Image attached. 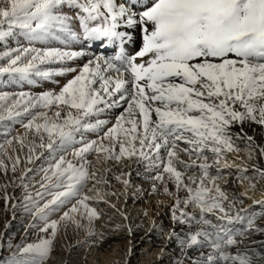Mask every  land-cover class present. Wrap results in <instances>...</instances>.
Listing matches in <instances>:
<instances>
[{"label": "snow or ice", "instance_id": "obj_1", "mask_svg": "<svg viewBox=\"0 0 264 264\" xmlns=\"http://www.w3.org/2000/svg\"><path fill=\"white\" fill-rule=\"evenodd\" d=\"M65 6L79 10L76 18L84 41L119 42L120 51L112 58L89 59L79 71L68 62L87 55L83 50L17 46L0 51V61L5 62L0 74L51 80L78 71L58 93H20L11 104L8 93L0 95V120L27 114L30 119L23 126L35 131L39 147L49 154L47 167L41 169L46 183L41 184L44 191L37 192L40 199L25 197L31 202L27 210L43 225L39 231L48 236L17 245L10 264H45L59 227L49 216L61 208L71 204L60 219L73 220L77 227L83 225L70 213L81 208L89 223L99 218L88 204L91 198L83 194L87 182L96 180L88 159L92 153L144 163L156 172L154 180L165 183L167 177L174 184L176 192L164 187L174 197L172 220L188 227L186 235L178 237L183 259L177 264H264V253L250 251L245 243L253 233H264V227L256 226L254 218L243 228L235 227L245 220L241 212L246 209H236L237 199L217 183L225 153L236 150L231 127L264 125V0H149L138 13L116 0H0V41L17 35L43 44L80 40L72 28L73 17L61 11ZM122 24L124 31L119 30ZM137 27L143 33L142 47L128 55V30ZM52 64L64 66L42 67ZM22 101L23 113L15 111ZM116 109L120 111L114 123L101 118ZM85 133H95L96 139H86ZM259 151L264 155V147ZM0 167L6 168L2 161ZM223 167H228L226 160ZM260 175L264 177V171ZM101 182L107 180L96 181ZM22 187L27 190L28 184ZM46 195L50 199L41 205ZM88 234L94 236V229ZM174 236L175 229L169 239ZM260 244L264 247V241Z\"/></svg>", "mask_w": 264, "mask_h": 264}, {"label": "bare ground", "instance_id": "obj_2", "mask_svg": "<svg viewBox=\"0 0 264 264\" xmlns=\"http://www.w3.org/2000/svg\"><path fill=\"white\" fill-rule=\"evenodd\" d=\"M118 2V4H124L127 9L133 8L134 12L138 13L143 10V4L149 2V0H118ZM61 11L73 17L72 28L80 34V40L73 41L68 45H62L57 41L43 44L40 42H30L24 37L17 35L0 41V51L17 46H35L38 48L60 47L71 51L83 50L87 55L68 62V66L75 67L79 71L91 59V53L86 48L94 47L98 42H88L87 44V41L83 40V32L76 18L78 9L65 6ZM119 30H125L123 24ZM128 31L131 40L126 41L125 52L128 55H133L142 47L143 33L139 27L129 29ZM113 46H115V52L110 53ZM102 50L105 53L101 52ZM99 51L98 53L100 54H96L97 56L106 58L115 57L120 51L119 42L115 44L105 42ZM139 61L140 59L138 58L137 63ZM3 63L5 62L0 61V64ZM62 66L64 65L52 64L42 67L59 68ZM78 71L77 73H69L66 76L53 77L51 80L34 75L29 79H20L9 74H0V95L8 93L10 96L8 103L11 104L12 100L19 98L20 93H26L31 97L39 96L48 91L58 93L69 79L78 74ZM29 80L32 82H29ZM15 111L23 113V101L21 102V106L15 109ZM52 111H55V108L49 111V115H51ZM119 111L120 109H116L114 112L105 114L101 118L108 119L111 123H114L113 117ZM29 119L30 117L27 114H22L12 120H0V131L3 129L6 132L4 134L5 138L0 139V159L3 160L5 156H8L11 159L9 162H12L14 159H19L20 155L22 158L27 159L30 149L36 150L34 160H37L36 162L41 165L36 170V174L42 177L41 185L42 183H46L41 169L47 167L46 158H48L49 154L45 148L39 147L41 141L35 134V131H29L23 126ZM37 122L43 123L42 119L39 118ZM111 123L109 126H111ZM230 131L234 135L235 143H240V146H236V150L229 152L227 157L222 160L220 171L222 179L218 180L217 183L221 184L222 180L231 178L232 183H229L230 187L223 185L222 188L232 196L247 193V195H244L247 203L243 206L236 205H238L239 209L248 210L251 205L260 204L254 203V201L264 200V187L254 181H250L248 178L242 179V177H247V171H244L246 167L244 166H248V163L252 166V171L259 170L258 172H260L261 169L258 168V163L264 168V155H261L259 151L260 147H264V125L255 122H246L243 125L234 124ZM1 134L2 132H0ZM84 135L86 139H96L95 133H85ZM247 137H251L252 140L249 141ZM77 139H79V135ZM21 141L23 142L21 143ZM45 143H47L46 134ZM75 147H79V145L77 144ZM70 153L71 149H69L68 159H72ZM88 159L92 162L90 171L96 172V180H89L87 182L86 187L83 189V194L91 198L88 204L90 207L96 209L99 218L89 223L87 219L82 217L81 213L84 210L81 208L78 213H70L75 221H79L83 225L82 227H77V224L73 220L64 221L60 219L63 212L70 209L71 204L52 213L49 216V220L59 221L58 235L55 237L58 244V252L52 250L45 264H136L134 263L135 258H137L138 264H168V261H164L163 256L167 252H170L174 239L177 240L181 234V232L177 233L178 229L176 230V228H182V232L188 229L186 225L182 226L173 222L167 226L166 223V221L172 220V211L168 213V207L166 206L173 196L168 195L164 191V187L166 184L171 192H176L174 184L168 181L167 177L165 183L154 180L152 177L156 175V172L146 169L144 163H137L135 160H121L117 162L115 160H107L103 156L98 158L96 153L90 154ZM225 160L228 167H223ZM256 165L257 169H253V166ZM177 166L180 167L179 165ZM233 167L237 169L236 174L229 173V170H232ZM180 169L183 171L182 166ZM211 172L213 175L216 174L215 167H213ZM128 173L130 175H127ZM117 176H121V180H117ZM235 177L238 178L236 184L233 182ZM124 179L129 180L128 185L123 183ZM97 180H107V183H96ZM251 184H255V188H252ZM153 185H156L155 191L153 190ZM236 185L241 189V193L234 191ZM89 189L92 190L89 191ZM43 191L44 189L40 186L30 193L31 197L34 199L38 197L36 192ZM47 199H50V197L46 195L45 199L40 201V204L42 205ZM72 203H75V200ZM77 206L79 207V205ZM245 212H241V215L244 216ZM18 215L16 216L15 213L13 215L16 217L14 221L18 225L27 219L26 221L31 222V226L28 229L36 232V234H42L39 228L43 225L42 223H38L36 218L33 220V216H29L26 213H19ZM98 221L100 223L96 225ZM94 225L97 228L95 235L90 236L88 234L89 228H92ZM36 227L38 228L37 231L34 230ZM168 227L170 229H167ZM129 228L132 229L131 234H129ZM173 229L176 231V236L169 239V234ZM138 248L143 250L136 253L135 250Z\"/></svg>", "mask_w": 264, "mask_h": 264}, {"label": "rangeland", "instance_id": "obj_3", "mask_svg": "<svg viewBox=\"0 0 264 264\" xmlns=\"http://www.w3.org/2000/svg\"><path fill=\"white\" fill-rule=\"evenodd\" d=\"M116 2L117 4L119 3L118 0H116ZM128 10L129 12H134L133 8L131 9L128 8ZM86 43L88 44V41ZM103 44L98 42L94 47L92 46L91 48H86V50L88 49V51H90L91 53V59H94L95 57H97L96 54H100L98 52H100L99 50L101 49V46ZM114 48L115 46H113L112 50H110V53L115 52ZM101 52L105 53V51L103 50ZM144 59H147V57H145ZM0 132H2V134L0 135V139L5 138L4 134L6 132L3 129ZM231 135H232V142H233L234 148H236V146H240V143H235L234 135L232 133ZM35 152L36 150L34 149L30 151L29 155H27V159L22 158L20 155L18 159L19 160L18 163H16L17 160L15 159L12 162H9L11 161V159L8 156H5V159H3L4 161L0 159V161H2L3 164L6 166V168L0 167V264H10L13 253L16 251L17 245L35 243V242H38L41 238L46 237V235H48L43 232H41L42 234H36V232L30 231V229L28 228L31 226V222L26 221L27 219L18 225L17 222L14 221L16 217L13 216L14 213L16 216L19 213H26L29 216H33V214L27 210L28 208H31V202L28 201L25 197L28 194L31 195L30 193H32L37 188H39L41 186L40 183L42 182V177L36 174V170L41 165L36 162L37 160H34L35 154H36ZM228 153L229 152L225 153V157H227ZM29 157L31 158V162H29ZM184 159H187V157L185 156ZM211 159L212 157H211V154L209 153L210 163L212 161ZM14 164L16 168L15 172L12 171ZM180 167H178L179 170H181ZM244 167H246L245 169L247 171V174H246L247 178L250 181H254L255 183L264 187V177L260 175V172H258L259 170L252 171L251 170L252 166L249 163H248V166L246 165ZM28 168L31 169V171L27 172ZM258 168L261 169L260 171H264V168L262 167L260 163H258ZM253 169H257V165L253 166ZM230 172L236 174L237 169L233 167L232 170H229V173ZM25 174H26V177L22 180L21 177L24 176ZM241 174L243 173L241 172ZM233 180H234L233 182L236 184V181L238 180V178L235 177V179ZM23 183L28 184L27 190H25V188L22 187ZM229 183L230 184L232 183L231 178L222 180L221 181L222 185L221 184L220 185L221 187H223V185L230 187ZM234 191H236V193H241V189H239L237 185L235 186ZM36 193L34 194L36 195ZM179 195L181 197H184L186 193L181 191ZM5 197H7V199ZM229 197L230 198L235 197L237 199V204L239 206L240 205L243 206L247 203V199L243 194H239L238 196L229 195ZM173 198H170V202L166 206L168 207L167 208L168 213L172 211V207L174 205ZM39 199H40L39 197H36L33 200H39ZM239 201H243V203L240 204ZM238 205H236V209H239ZM244 217H245V220L242 222H237L235 227L237 228L245 227L247 220L250 218L255 219L256 226L264 227V204L251 205V207H249L248 210H246V212L244 213ZM213 219L215 220L214 217ZM33 220H34V216H33ZM37 221L38 223H41L38 219ZM173 222L174 221L171 219L166 221L167 226L168 224L173 223ZM98 223L100 222L98 221L96 225ZM92 228L94 229V231H96L97 229L95 225ZM37 229L38 228L36 227L34 230L37 231ZM167 229H170V228L168 227ZM176 230H177V233L181 232L179 237L186 235V233L188 232V229L183 232H182V228L180 229L176 228ZM111 235H113V233H111ZM253 241H256V243H253ZM261 241H264V233H253L245 241V243L247 244L250 251L255 250L257 252L264 253V247H262L260 244ZM172 244H173V246L171 247L172 249H170V252H167L165 256H163V258H164V261H168V264H177L178 260L183 259V254L181 253L178 239L177 240L174 239V242ZM243 247L244 245H241V248ZM52 250L55 252H58V244L55 239L53 241ZM142 250L143 249L138 248L135 250V252L137 253ZM189 254L192 256H196L198 255V252L190 251ZM136 260L137 258L134 259V263L138 264Z\"/></svg>", "mask_w": 264, "mask_h": 264}]
</instances>
